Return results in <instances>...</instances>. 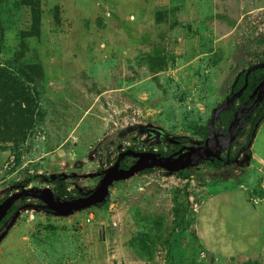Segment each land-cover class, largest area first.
Instances as JSON below:
<instances>
[{"label": "rangeland", "instance_id": "obj_1", "mask_svg": "<svg viewBox=\"0 0 264 264\" xmlns=\"http://www.w3.org/2000/svg\"><path fill=\"white\" fill-rule=\"evenodd\" d=\"M38 9L35 33L19 0L0 5V69L43 74L36 88L16 79V93L38 92L28 122H15L12 103L3 109L16 141L0 151V203L22 189L52 191L49 179L74 196L94 190L129 146L201 145L237 75L264 62V0H39ZM152 56L162 58L157 71ZM219 115L215 157L231 144L233 157L248 128L236 117L227 136ZM251 138L218 171L201 162L185 178L153 168L115 182L107 207L63 217L18 200L0 226V264H164L180 189L195 264H264V120Z\"/></svg>", "mask_w": 264, "mask_h": 264}, {"label": "trees", "instance_id": "obj_2", "mask_svg": "<svg viewBox=\"0 0 264 264\" xmlns=\"http://www.w3.org/2000/svg\"><path fill=\"white\" fill-rule=\"evenodd\" d=\"M3 0H0V5L2 4ZM20 6H24L29 8L30 13L32 14V20H31V26L33 29V32L37 33L39 30V0H19ZM23 34V33H22ZM261 44H264V39L262 40ZM148 69L151 71H157L158 67H162V58L159 56H152L148 57L146 59ZM21 67V68H20ZM251 67V66H250ZM13 69H17V75L15 76L14 72H11V69L4 70L0 69L1 75H0V151L5 152L8 150V146L6 143L10 140L16 141L14 138V131L13 128L7 125L6 122V115L7 113L3 111L5 106H9L12 103V106H10L11 113H15V122H28L31 118V110L32 107V98L33 95L38 96L37 90H26L24 88L20 89L21 93V99L17 100L16 96L20 95V93H16L17 89V83L20 80V78H24V80H20L22 82H27L26 84H31L33 88H36V83L38 80H41L43 78V74L37 70L35 66H18V67H12ZM20 75V77H18ZM244 75L245 71L240 72L237 77L235 78V81L232 85V89L236 92L238 91L244 84ZM4 79H8L7 81ZM19 79V80H16ZM264 79V69L257 70L252 72L248 78H247V87L242 93V95L236 99L233 103V105L228 109L227 111L221 112L219 115V121L222 122V125L227 128L230 121L233 120L235 113L238 111V116H241L243 126L245 128H248L246 134H245V142L243 143V147L247 150L248 146L251 144L252 138L251 135H253L258 126L262 123L264 120V99L262 100L261 104L254 109L249 115H245V112H247L248 108L252 104L253 100L249 99V96L251 95L254 88L258 85L260 81ZM6 81V82H5ZM23 107V108H22ZM241 109L243 113H241ZM20 112H25L22 115H19ZM241 113V114H239ZM4 117H3V116ZM29 115V116H28ZM13 120L14 118L11 117ZM10 118V119H11ZM31 121V120H30ZM15 128V127H14ZM15 130V129H14ZM208 132V128L206 129ZM207 134V133H206ZM24 139V136H22ZM251 138V139H250ZM3 144V145H2ZM180 144L183 145V142L180 141ZM181 146V145H180ZM179 145H173L172 147L170 145H167V149L163 150L162 148H159L157 151V154L160 156H171V153L175 151V149H178ZM126 149L131 151H138V147L136 146H129ZM150 152H152V149H149ZM250 156V154H249ZM232 160V157H230ZM130 159H125L122 163V167H129V164L127 163ZM229 160L225 157H222L221 159H214L212 162H204L208 168L212 170H221L224 168L229 167L227 165ZM127 163V164H126ZM230 165H232L230 163ZM151 169H146L143 173L150 172ZM180 178L186 177V172L179 171L176 173ZM50 183L53 185L52 192L56 199H62L64 201L71 200L76 198L77 196H74V192H68L66 184L62 180H50ZM115 184V183H114ZM229 185L235 186L233 183H229ZM23 188H26L28 186V183L24 182L21 185ZM185 189L180 190H174L171 194V202H172V215H173V223H172V229L171 232L168 235V238L165 240V261L164 264H195L194 256H195V244L193 241L189 240L187 242L184 241L188 235H190L188 228L191 227L192 223L191 221H188V208L187 205L185 206L186 202V196ZM24 200H30V198H25ZM17 203V202H16ZM14 203L12 207L10 208L9 212L7 213L6 217L0 222V226L4 224L8 217L15 214L18 210V205ZM23 205H26L25 201L22 202ZM104 207L108 206V199L102 204ZM26 206L30 207L33 205L27 204ZM39 207H44L42 203L39 202Z\"/></svg>", "mask_w": 264, "mask_h": 264}, {"label": "water", "instance_id": "obj_3", "mask_svg": "<svg viewBox=\"0 0 264 264\" xmlns=\"http://www.w3.org/2000/svg\"><path fill=\"white\" fill-rule=\"evenodd\" d=\"M261 69H264V62L255 64L248 68L245 71L243 86L236 93L231 95L222 106L216 107L213 110L212 118L208 122L209 136L202 146H196L193 148H181L179 152H181L183 149H186V153L178 155L176 157L159 156L156 153L152 152H135L131 150L121 152L118 155L114 164L109 167L107 171L103 174L99 185L90 194L76 199L66 201L58 200L54 197L52 191L48 188L39 191L22 189L20 192L12 194L0 203V222L6 217L12 205L22 198H31L37 200L42 203L53 214L57 216L66 217L70 216L75 212L86 210L94 206L102 205L109 195V188L115 182L129 179L132 176L146 169L159 168L169 173H176L179 171H183L188 167H196L201 162L209 161L215 158L221 159L219 157H215L218 148V136L214 133V120L220 112L227 111L233 105L234 101L242 95V93L247 87L248 76L252 72ZM263 98L264 79L258 83V85L254 88L249 97V99L253 101L247 110V115L258 107ZM236 115L237 113H235L234 119L228 126L227 136L230 135V132L233 129ZM211 140H213L214 142L211 148L209 149L208 141ZM228 143L230 144V141ZM125 157L134 158L135 163L127 169H121L120 163ZM191 158H194V160L191 161Z\"/></svg>", "mask_w": 264, "mask_h": 264}, {"label": "flooded vegetation", "instance_id": "obj_4", "mask_svg": "<svg viewBox=\"0 0 264 264\" xmlns=\"http://www.w3.org/2000/svg\"><path fill=\"white\" fill-rule=\"evenodd\" d=\"M248 69V68H247ZM246 71V70H245ZM263 80V79H262ZM235 93V91L233 90V89H231L230 90V92H229V95L226 97V100H227V98H229L231 95H233ZM250 97V96H249ZM264 99V98H263ZM261 104V103H260ZM259 104V105H260ZM219 107V106H218ZM230 109V108H229ZM256 109V108H255ZM242 111V110H241ZM236 113H238V111L236 112ZM243 113V115H244V112H242ZM236 117H238L239 119H241L242 120V118H241V116H238V114L236 115ZM234 119V118H233ZM236 119V118H235ZM231 122V121H230ZM230 124V123H229ZM227 130H228V126H227V128H224V132H226L225 134L226 135H228V133H227ZM207 135L209 136V134H208V132H207ZM218 136V135H217ZM207 140V138H205V139H203V141L201 142L202 144L200 145V143H198V145L197 146H202L204 143H205V141ZM213 140H211V141H208V146H209V149L211 148V146H212V144H213ZM229 142V141H228ZM229 144V143H228ZM217 146H218V140H217ZM231 147H232V144L231 145H229L228 146V151H227V153H226V156H225V158L226 159H228L229 161L228 162H233V160H234V158L235 157H237V155H240V153L245 149L243 146H242V148L240 149V150H238V149H235L234 151H233V157H232V160L230 159V155L229 154H231L230 152H231ZM181 148H187V147H184V146H180L179 145V148L178 149H175V151H173L172 153H171V156H173V157H176V156H178V155H181V154H184V153H186V149H183L181 152H179L180 150H181ZM128 149H125L124 151H127ZM124 151H122V152H124ZM135 152H141V151H135ZM119 155V154H118ZM118 155L115 157V160H114V162L116 161V159H117V157H118ZM130 159V164H129V167L131 166V165H133L134 163H135V159L134 158H132V157H125L122 161H121V163L125 160V159ZM222 158V157H221ZM216 159V158H215ZM194 160V158H191V161H193ZM214 159H212V160H209V161H207V162H212ZM206 162V161H205ZM121 163H120V168L121 169H127V168H129V167H122L121 166ZM204 163V162H203ZM235 163V162H234ZM103 174L104 173H101L100 175H98V182H97V185H99V182H100V180H101V178H102V176H103ZM60 180V179H59ZM93 190H91V191H88V192H82V194L80 195V196H77L76 198H80V197H84V196H86V195H88V194H90L91 192H92ZM76 198H74V199H76ZM107 200V199H106ZM18 202V201H17ZM16 203V202H15ZM9 212V211H8Z\"/></svg>", "mask_w": 264, "mask_h": 264}]
</instances>
